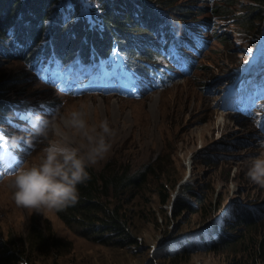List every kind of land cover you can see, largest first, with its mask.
I'll return each instance as SVG.
<instances>
[{
  "label": "rangeland",
  "instance_id": "1",
  "mask_svg": "<svg viewBox=\"0 0 264 264\" xmlns=\"http://www.w3.org/2000/svg\"><path fill=\"white\" fill-rule=\"evenodd\" d=\"M166 5L159 6L191 11L190 21L201 24L200 39L206 47L190 73L177 69L170 79L138 97H127L120 90L105 93L94 85L83 94L69 95L40 81L21 61L0 57L2 92L9 102L28 104L35 116L48 117L58 108L70 110L91 101L96 111L90 120L109 119L116 129L111 148L89 169L99 173L107 164H128L135 172L151 164L153 171L140 189L115 201L133 225L136 244L102 246L81 237L56 214L37 215L15 204L9 178L38 162L44 143L30 135L29 124L12 118V127L4 130L3 148L16 164L12 172L0 175V241L24 240L35 224L58 242L53 247L50 240L30 262L18 264H264L263 250L253 256L246 249L250 242L244 246L236 242L234 248L214 253L205 246L219 232L235 239L246 235L242 227L226 231L238 211L229 207L231 201L253 211L264 203V186L247 175L251 158L264 152V98L250 114L235 106L245 89L241 74L261 63L264 10H255V0H168ZM245 13L252 14L247 24ZM16 139L26 144L16 145ZM183 192L193 206H182L176 210L180 215L174 216L169 207L173 204L176 209V198ZM256 213L260 226L246 231L253 245L264 232V205ZM182 247H188V253L179 257Z\"/></svg>",
  "mask_w": 264,
  "mask_h": 264
},
{
  "label": "trees",
  "instance_id": "2",
  "mask_svg": "<svg viewBox=\"0 0 264 264\" xmlns=\"http://www.w3.org/2000/svg\"><path fill=\"white\" fill-rule=\"evenodd\" d=\"M167 1L160 4L166 5ZM159 2L89 0L85 5L82 0H0V57L21 61L49 82L55 74L66 77L67 70L63 73L60 70L70 69L74 62H94L95 65L100 60L105 61L109 73L122 75L130 71L138 79L147 80L168 58L164 55L166 50L182 53L186 44L195 45L192 32L199 31L197 25L200 23L190 21L191 11L181 8L177 11L176 7L173 12L166 11ZM255 2L256 11L264 10L262 0ZM166 6L171 7L170 4ZM250 15H243L244 20L247 18L246 24ZM3 89L5 84L0 78L1 122L15 104L4 98ZM151 169V164L135 172L128 164L119 167L107 164L99 173L88 169L90 179L79 186L78 203L56 216L65 225L73 226L81 237L102 246L113 242L123 247L133 246L136 244L133 225L126 217L125 209L115 201L140 189L146 176L153 173ZM183 205L186 206L180 200L176 202L177 208ZM173 211L175 213L176 209ZM259 224L258 221L243 223L246 235L235 240L243 246L244 242L253 246L255 241L246 231ZM258 236L255 245L264 250V232ZM50 240L53 247L58 244L32 224L24 240L0 241V264L30 262L32 254ZM231 245L236 246L227 242L215 252L231 249Z\"/></svg>",
  "mask_w": 264,
  "mask_h": 264
},
{
  "label": "clouds",
  "instance_id": "3",
  "mask_svg": "<svg viewBox=\"0 0 264 264\" xmlns=\"http://www.w3.org/2000/svg\"><path fill=\"white\" fill-rule=\"evenodd\" d=\"M93 111H96V106L86 101L70 110L58 108L48 117H35L30 135L43 142L44 147L38 162L21 167L9 178L11 196L18 207L45 215L59 213L78 203L79 186L90 179L88 169L105 158L111 148V138L116 134V129L107 117L98 121L90 120ZM261 148H264V142ZM247 175L252 182L264 186V152L251 158ZM178 200L184 202L188 209L193 206L192 202L184 198V192L177 196L176 202ZM263 205L259 203V207L253 211L231 201L229 207H236L238 211L226 231L231 232L236 226L241 228L245 222L256 221L259 217L256 212ZM173 208L172 204L169 209L175 216L179 212L174 213ZM180 208L176 206V210ZM227 242L234 245L238 240L233 234L227 237L225 232H219L215 239L205 242V246L207 251L214 253L216 248ZM231 248L234 247L231 245ZM246 249L253 256L260 250L257 245ZM187 253L188 247H182L178 256Z\"/></svg>",
  "mask_w": 264,
  "mask_h": 264
},
{
  "label": "bare ground",
  "instance_id": "4",
  "mask_svg": "<svg viewBox=\"0 0 264 264\" xmlns=\"http://www.w3.org/2000/svg\"><path fill=\"white\" fill-rule=\"evenodd\" d=\"M215 82H213V84H214ZM223 117V119H221V123H224V122H226L227 120L225 119V117H224V115H222Z\"/></svg>",
  "mask_w": 264,
  "mask_h": 264
}]
</instances>
